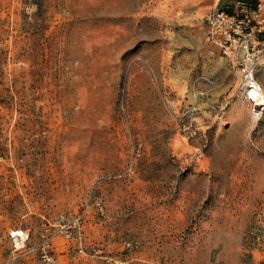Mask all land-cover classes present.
Instances as JSON below:
<instances>
[{
	"label": "rangeland",
	"instance_id": "374dc122",
	"mask_svg": "<svg viewBox=\"0 0 264 264\" xmlns=\"http://www.w3.org/2000/svg\"><path fill=\"white\" fill-rule=\"evenodd\" d=\"M229 1L0 0V264H264V105L203 19Z\"/></svg>",
	"mask_w": 264,
	"mask_h": 264
},
{
	"label": "built area",
	"instance_id": "2783aa9c",
	"mask_svg": "<svg viewBox=\"0 0 264 264\" xmlns=\"http://www.w3.org/2000/svg\"><path fill=\"white\" fill-rule=\"evenodd\" d=\"M203 19L209 42L239 72L240 91H263L257 71L264 59V0H231L226 7L207 12ZM24 235L13 232L15 244ZM42 257L52 263L49 242L42 245Z\"/></svg>",
	"mask_w": 264,
	"mask_h": 264
},
{
	"label": "bare ground",
	"instance_id": "6f19581e",
	"mask_svg": "<svg viewBox=\"0 0 264 264\" xmlns=\"http://www.w3.org/2000/svg\"><path fill=\"white\" fill-rule=\"evenodd\" d=\"M246 100L252 104V106L257 107L264 104V87L263 91H247L244 93ZM236 103V102H235ZM248 103V104H249ZM242 104V103H241ZM246 104V103H245ZM237 105V104H236ZM248 107V106H247ZM241 108V107H240ZM261 108V107H260ZM242 110V109H241ZM236 111V110H235ZM239 114V113H237ZM244 115V114H243ZM240 116V115H239ZM17 233L24 234V231L22 229H17Z\"/></svg>",
	"mask_w": 264,
	"mask_h": 264
},
{
	"label": "trees",
	"instance_id": "16d2710c",
	"mask_svg": "<svg viewBox=\"0 0 264 264\" xmlns=\"http://www.w3.org/2000/svg\"><path fill=\"white\" fill-rule=\"evenodd\" d=\"M252 1V3H254L255 2V0H251Z\"/></svg>",
	"mask_w": 264,
	"mask_h": 264
}]
</instances>
